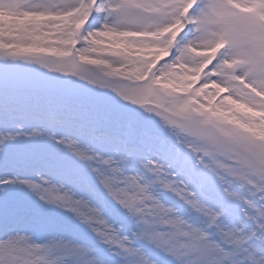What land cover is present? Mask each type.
Returning a JSON list of instances; mask_svg holds the SVG:
<instances>
[{
  "label": "snow or ice",
  "instance_id": "snow-or-ice-1",
  "mask_svg": "<svg viewBox=\"0 0 264 264\" xmlns=\"http://www.w3.org/2000/svg\"><path fill=\"white\" fill-rule=\"evenodd\" d=\"M0 264H264V0H0Z\"/></svg>",
  "mask_w": 264,
  "mask_h": 264
}]
</instances>
